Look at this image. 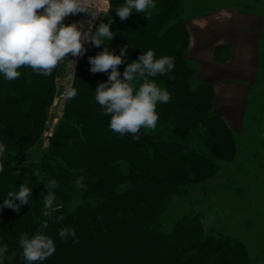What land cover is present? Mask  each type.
<instances>
[{
  "label": "trees",
  "instance_id": "16d2710c",
  "mask_svg": "<svg viewBox=\"0 0 264 264\" xmlns=\"http://www.w3.org/2000/svg\"><path fill=\"white\" fill-rule=\"evenodd\" d=\"M124 3L110 0L111 8L96 17L92 34L100 23H110L115 35L100 47L89 41L92 48L76 58L69 83L76 95L65 96L62 114L37 161L22 162L20 155L42 144L63 64L48 76L27 66L18 69L21 75L15 80L0 74V143L6 149L0 158V247L8 248L0 264H28L20 238L38 231L53 239L55 252L37 264H251L241 240L206 231L197 212L164 231L160 218L168 200L216 177L220 162L236 159V141L212 111L213 87L195 78L196 70L185 57L189 36L184 0H154L150 14L133 10L121 20L116 9ZM105 47L116 56L125 48L117 66L120 79L127 65L139 62L148 50L156 58H174L171 71L150 78L171 97L157 104V131L142 128L137 140L131 133L121 136L110 130V116L95 101V90L108 82L111 69L92 73L89 62ZM79 177L82 189L75 184ZM50 180L58 184L51 191L62 207L45 217ZM21 184L31 190L28 204L7 197ZM5 198L19 211L3 207ZM61 215L63 221L56 222ZM45 221L48 227L42 228ZM63 228L73 229L75 237L61 239Z\"/></svg>",
  "mask_w": 264,
  "mask_h": 264
},
{
  "label": "clouds",
  "instance_id": "9594fccd",
  "mask_svg": "<svg viewBox=\"0 0 264 264\" xmlns=\"http://www.w3.org/2000/svg\"><path fill=\"white\" fill-rule=\"evenodd\" d=\"M111 8L110 0H105ZM96 0H0V74L6 80L18 79L22 66H27L34 73L51 75L68 56L82 55L83 42L90 41L94 46L100 47L105 39L111 41L114 33L110 31V23H100L95 34L88 31H80L76 24L65 25L64 19L69 15L88 13L93 17ZM156 7L154 0H125V3L116 9V14L121 20L128 18L133 10L136 13L150 14V10ZM148 18V15H145ZM91 24V21L89 22ZM125 48H121V55L111 54L107 47L104 51L89 58L92 65L90 71L111 72L108 82L101 83L95 90V101L103 110V114L110 116L109 128L121 136L131 133L134 139L143 129L154 130L159 120L156 111L158 103H167L170 93L160 88L150 78L157 75H166L174 68V58L162 56L156 58L153 50H148L139 57V62H132L125 68L123 79L117 66L122 64V56ZM73 63V62H71ZM142 81V82H141ZM139 83V87L136 84ZM76 90L69 88L65 92L66 98H74ZM5 145L0 143V158L5 155ZM3 171V163H0V172ZM39 176V171H34ZM83 177L77 178L75 184L78 188H84ZM48 195L43 200L45 217H50L52 211H57L62 205L56 203V196L51 189L58 187L55 180H50L46 186ZM31 190L25 184H21L18 191H10L7 197L19 200L20 204H28ZM55 205V207H54ZM3 207L16 212L19 207L12 199L5 198ZM52 210V211H50ZM56 222L63 221L64 217L58 216ZM42 228H47L45 221ZM59 236L64 239L67 236L75 237V231L71 228H63ZM78 243V240H74ZM22 256L28 264H37L52 256L55 252V244L52 238L38 231L31 238L22 235L20 238ZM7 245L0 247V260L7 253ZM16 255L15 252L8 259Z\"/></svg>",
  "mask_w": 264,
  "mask_h": 264
},
{
  "label": "rangeland",
  "instance_id": "374dc122",
  "mask_svg": "<svg viewBox=\"0 0 264 264\" xmlns=\"http://www.w3.org/2000/svg\"><path fill=\"white\" fill-rule=\"evenodd\" d=\"M101 1L96 0L94 12L88 28L80 27L82 13L79 14L78 30L84 32L93 29L97 16L105 13ZM212 2V1H211ZM216 2V3H215ZM213 2L215 5L220 2ZM100 3V4H99ZM243 8L246 6L240 3ZM108 11V10H107ZM106 11V12H107ZM66 26L70 23H64ZM71 24H76L72 22ZM88 46V48H86ZM83 48L91 49L89 41L83 42ZM78 56L71 54L62 62V72L57 78L56 96L48 111V123L42 137V144L20 155L22 162L39 160L48 144L50 126L58 121L61 111L57 110L59 100L65 98L64 87L69 86L66 77L71 73ZM73 62V63H71ZM197 74V65L192 63ZM197 79V76L195 75ZM198 80V79H197ZM246 116L242 126L233 132L236 141L237 157L232 162H220L216 177L202 184L191 185L185 196H173L161 213L164 231L188 214L197 212L206 231L213 234L229 235L241 240L248 250L251 264H264V53L260 54L256 83L248 95ZM147 130V129H146ZM158 130V125L154 130Z\"/></svg>",
  "mask_w": 264,
  "mask_h": 264
},
{
  "label": "crops",
  "instance_id": "0c3cea01",
  "mask_svg": "<svg viewBox=\"0 0 264 264\" xmlns=\"http://www.w3.org/2000/svg\"><path fill=\"white\" fill-rule=\"evenodd\" d=\"M184 2L189 36L185 57L197 65V79L213 87V113L235 132L245 119L248 95L264 53V0ZM101 3L106 12L108 3ZM79 14L69 15L63 23L76 21L79 28Z\"/></svg>",
  "mask_w": 264,
  "mask_h": 264
},
{
  "label": "water",
  "instance_id": "95a60500",
  "mask_svg": "<svg viewBox=\"0 0 264 264\" xmlns=\"http://www.w3.org/2000/svg\"><path fill=\"white\" fill-rule=\"evenodd\" d=\"M91 18H92V15H90V11L88 13H82V21H81V25H80L81 26L80 28L82 30L88 28L89 22L91 21ZM72 79H73L72 74H68V76L66 77V81L70 82ZM67 89H69V86L64 87V94H65ZM63 106H64V99L59 100L58 104H57V110L60 112L62 110ZM55 127H56V122H53L50 126V135L48 137V141H49V138H51Z\"/></svg>",
  "mask_w": 264,
  "mask_h": 264
},
{
  "label": "bare ground",
  "instance_id": "6f19581e",
  "mask_svg": "<svg viewBox=\"0 0 264 264\" xmlns=\"http://www.w3.org/2000/svg\"><path fill=\"white\" fill-rule=\"evenodd\" d=\"M158 84V83H157ZM18 142V141H17ZM235 154V153H234ZM231 155V154H230ZM159 156V155H158ZM162 159H163V157H162ZM164 166H165V164H164Z\"/></svg>",
  "mask_w": 264,
  "mask_h": 264
}]
</instances>
